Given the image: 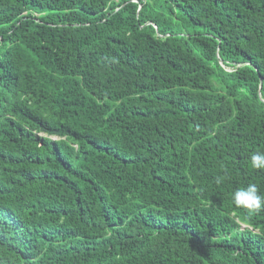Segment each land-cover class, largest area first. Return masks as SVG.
I'll return each instance as SVG.
<instances>
[{
    "label": "trees",
    "instance_id": "1",
    "mask_svg": "<svg viewBox=\"0 0 264 264\" xmlns=\"http://www.w3.org/2000/svg\"><path fill=\"white\" fill-rule=\"evenodd\" d=\"M257 153L264 0H0V264H264Z\"/></svg>",
    "mask_w": 264,
    "mask_h": 264
},
{
    "label": "clouds",
    "instance_id": "2",
    "mask_svg": "<svg viewBox=\"0 0 264 264\" xmlns=\"http://www.w3.org/2000/svg\"><path fill=\"white\" fill-rule=\"evenodd\" d=\"M253 168H264V153L253 154L251 157ZM233 200L236 206L247 208L250 212L259 211L264 208V195L259 193L255 184L237 189L233 193Z\"/></svg>",
    "mask_w": 264,
    "mask_h": 264
},
{
    "label": "water",
    "instance_id": "3",
    "mask_svg": "<svg viewBox=\"0 0 264 264\" xmlns=\"http://www.w3.org/2000/svg\"><path fill=\"white\" fill-rule=\"evenodd\" d=\"M220 63H222V62H220Z\"/></svg>",
    "mask_w": 264,
    "mask_h": 264
}]
</instances>
